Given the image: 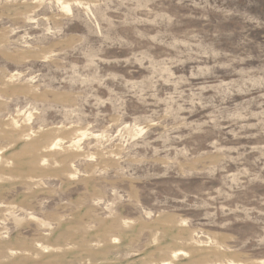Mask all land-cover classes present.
<instances>
[{"label": "rangeland", "instance_id": "374dc122", "mask_svg": "<svg viewBox=\"0 0 264 264\" xmlns=\"http://www.w3.org/2000/svg\"><path fill=\"white\" fill-rule=\"evenodd\" d=\"M0 264H264V0H0Z\"/></svg>", "mask_w": 264, "mask_h": 264}]
</instances>
